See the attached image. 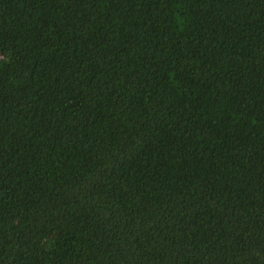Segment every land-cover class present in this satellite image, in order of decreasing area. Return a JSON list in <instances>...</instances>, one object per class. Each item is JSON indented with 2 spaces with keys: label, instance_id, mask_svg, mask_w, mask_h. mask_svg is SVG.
<instances>
[{
  "label": "trees",
  "instance_id": "16d2710c",
  "mask_svg": "<svg viewBox=\"0 0 264 264\" xmlns=\"http://www.w3.org/2000/svg\"><path fill=\"white\" fill-rule=\"evenodd\" d=\"M0 264H264V0H0Z\"/></svg>",
  "mask_w": 264,
  "mask_h": 264
}]
</instances>
